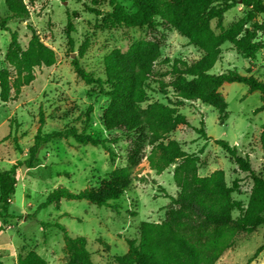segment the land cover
Returning <instances> with one entry per match:
<instances>
[{
  "label": "rangeland",
  "instance_id": "374dc122",
  "mask_svg": "<svg viewBox=\"0 0 264 264\" xmlns=\"http://www.w3.org/2000/svg\"><path fill=\"white\" fill-rule=\"evenodd\" d=\"M28 3L26 19L11 18L8 29L0 28V67H8L4 60L10 31H16L19 43L24 47L31 34L29 24L39 37L56 53L51 66L34 69V79L21 88L18 96L7 102L0 101V170L7 169L16 160H24L33 143L39 122L40 134L84 125L85 111L91 104L86 131L94 137L117 138L108 143L114 154L109 157L101 146L78 144L72 137H52L41 145L38 161L31 167L16 168V185L11 202L6 209L0 204V260L2 264H16L17 255L27 251L39 254L45 264H64L66 237L82 235L94 264H117L113 256L127 251V238L138 239L141 221H160L166 217L171 197L178 190L173 179V165L161 172L149 168L146 159L131 168L132 181L125 192L111 204L97 206L86 199L61 198L57 202L41 206L51 190L58 186L71 191L94 186L98 180L117 166L124 165L131 136L119 129L106 130L102 123V111L107 97L97 85L85 84L74 72L72 60L76 59L94 76H102V58L112 48L126 49L137 39H154L160 45V53L148 81L147 100L167 102L174 99L170 87H165L175 58L187 60L200 56L197 47L188 43L186 37L168 25L153 28L115 27L95 28L96 16L87 11L91 0H24ZM127 10H134L130 0H117ZM100 9H110L108 0H98ZM72 15L74 30L67 32L68 14ZM246 8L236 3L224 12L221 24L228 26L237 19L247 18ZM8 14L4 0H0V16ZM251 21L261 23L258 37L264 39V12L255 13ZM251 22L246 20V26ZM211 27L220 31L215 19ZM88 47L80 54L85 39ZM235 68L264 80V50L254 59L243 58L229 42L221 46V58L210 73H220ZM227 103V117L218 118V111L200 101L184 100L179 110L189 125H179L169 133L187 153H197L198 174L206 175L217 168L224 170L227 184L237 187L233 198L246 203L252 180L241 171L227 153L214 140L224 139L234 145L237 154L248 155L256 173L264 175V154L259 147V134L264 121V102L259 90L249 91L241 82H225L220 87ZM203 127L206 136L198 133ZM149 148L147 147L146 150ZM238 211H232L236 217ZM264 214V212H263ZM264 225L251 232H241L234 244L226 249L215 264H264Z\"/></svg>",
  "mask_w": 264,
  "mask_h": 264
},
{
  "label": "trees",
  "instance_id": "16d2710c",
  "mask_svg": "<svg viewBox=\"0 0 264 264\" xmlns=\"http://www.w3.org/2000/svg\"><path fill=\"white\" fill-rule=\"evenodd\" d=\"M33 0H29L32 2ZM134 10H127L119 1L108 0L110 9L96 6L98 0H91L88 12L96 16L95 28L147 27L158 24L168 25L187 38L188 43L200 51V56L187 60L173 59L169 73L171 78L163 85L170 87L174 99L167 102L147 100L148 81L154 64L159 57L160 45L154 39H137L126 49L114 47L102 58V76L94 74L72 60L75 74L87 85H97L107 104L102 111V123L106 130L119 129L131 136V144L126 153L124 165L112 169L100 178L96 185L71 191L58 186L51 190L41 206L59 201L61 198L86 199L97 206H112L130 186L131 168L146 159L150 169L161 172L173 165V179L178 188L170 198L168 213L160 221H141L138 225V239L127 238V251L113 256L117 264H215L220 255L230 248L241 232H251L264 225V175L256 173L247 154L240 156L234 145L227 140L216 139L229 159L241 171L247 172L252 180L246 203L233 198L237 187L227 184L224 170L214 169L209 174H198L199 156L187 153L169 133L179 125H189V121L179 110L184 101H200L213 106L221 120L227 117V103L220 87L225 82H241L249 91L259 90L264 101V80L226 69L220 73L209 70L221 58V46L229 42L243 58L254 59L257 52L264 50V39L258 37L261 23L251 21L255 13L264 12V0H130ZM8 14L0 16V28L8 29L6 22L11 18L26 19L28 3L24 0H4ZM236 3L246 8L247 18H239L228 26H223L222 16ZM68 14L67 32L74 26ZM215 19L220 31L210 25ZM246 20L250 26H246ZM31 29L26 46H22L16 31H10V39L4 60L8 67H0V101L7 102L18 96L21 88L35 77L34 69L51 66L56 62L54 49L46 44L38 33ZM86 38L80 45L82 54L88 47ZM264 108V102L259 107ZM90 104L85 111L81 130L75 127L54 130L40 134V125L33 137L24 160H16L7 169L0 170V204L6 209L11 202L16 185V168L31 167L39 159L37 152L45 141L52 137H72L78 144L101 146L109 157L114 154L108 143L117 138L94 137L86 131ZM198 133L206 136L203 127ZM207 137V136H206ZM149 148L146 150V148ZM259 147L264 154V121L259 134ZM239 213L232 216V211ZM1 216V211H0ZM66 237L64 250L67 260L64 264H94L86 248L85 237ZM264 244L256 252L261 251ZM0 264L2 261L0 260ZM16 264H45V260L34 251L17 255Z\"/></svg>",
  "mask_w": 264,
  "mask_h": 264
}]
</instances>
